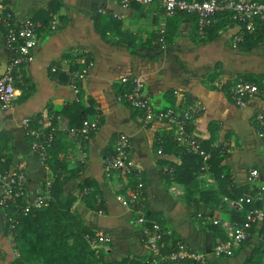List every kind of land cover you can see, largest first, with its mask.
I'll use <instances>...</instances> for the list:
<instances>
[{
	"label": "crops",
	"instance_id": "0c3cea01",
	"mask_svg": "<svg viewBox=\"0 0 264 264\" xmlns=\"http://www.w3.org/2000/svg\"><path fill=\"white\" fill-rule=\"evenodd\" d=\"M0 1L14 20H28L34 27L33 59L20 68L16 98L8 108L0 109V172H23L26 201L45 194L46 179H60L79 165L91 183L92 204L102 205V213L97 214L85 210L78 200L73 203L86 226L111 237L112 251H130V258L144 256L134 215L116 200V194L126 193L132 179L123 173L106 179L102 172V157L111 153L116 133L123 132L130 140L132 169L141 180L140 202L146 220L162 230V246L178 241L204 253L206 264L264 261V219L250 224L246 239L231 255L216 257L211 252L214 243L224 238L211 219L241 223L249 209L264 207V138L256 137L253 127V116L264 112V101L254 97L237 107L227 92L239 79L264 80L263 21L254 33L245 34L232 46L230 39L239 26L221 13L200 34L192 15L165 16L157 4L122 7L116 0ZM160 29L167 41L158 49L155 37ZM2 33L1 69L8 60ZM87 60L91 65L77 90H72L69 73ZM129 74L141 78L143 91L155 108H196L190 129L209 155L204 168L194 153L180 158L181 146L172 141L168 130L157 124L144 125L133 109L116 101L122 90L120 77ZM66 105L82 107L84 119L98 122L88 141L79 143L67 133L71 126L61 113ZM67 114L77 122L73 107ZM23 118L41 129L54 120L50 129L56 140L45 165L30 151ZM251 168L258 171L257 184L247 180ZM256 185L261 187L260 200L237 208L231 205L232 199L251 193ZM17 222L21 233L26 223L24 218ZM12 228L9 214L0 205V264H31V253L21 238L17 244L27 254L25 260L18 257Z\"/></svg>",
	"mask_w": 264,
	"mask_h": 264
},
{
	"label": "built area",
	"instance_id": "2783aa9c",
	"mask_svg": "<svg viewBox=\"0 0 264 264\" xmlns=\"http://www.w3.org/2000/svg\"><path fill=\"white\" fill-rule=\"evenodd\" d=\"M122 7L131 4L149 6L157 4L165 16H173L176 13L192 15L196 29L201 34L210 26L213 18L218 13L236 23L239 26L237 33L233 34L230 43L235 46L245 34H251L255 30V22L264 20V0H116ZM0 30H2V43L8 54V60L3 69L0 68V109H6L17 96V83L21 81L20 68L33 59L32 48L34 44V27L28 20H14L12 12L5 9L0 1ZM163 29H160L158 40L163 43ZM82 53V51H81ZM91 61L83 62L80 69L71 71L68 78V86L77 90L78 83L84 79ZM55 70L54 68L51 69ZM122 90L115 99L133 109L138 119L144 125L157 124L161 129L170 132L172 141L181 146L182 149L196 154L200 157L204 168L208 153L204 150L198 137L192 134L190 124L196 108L192 106L155 108L152 106L150 97L143 91L144 84L137 75L120 77ZM228 95L232 103L237 107H243L250 99L257 97L264 101V80L260 82H249L236 80L229 88ZM26 136L29 137L30 151L37 157L41 165L46 164L48 158V147L54 137V129L48 133L42 131L39 125L34 126L28 118L21 120ZM98 127L96 120L83 119L79 126L66 128L67 133L74 137L79 143L86 142ZM253 127L256 137L264 138V112H256L253 116ZM59 128V127H57ZM129 136L118 132L113 138L111 153L102 157L101 165L104 178H109L115 173H123L130 179L131 184L127 187L125 194H116V200L134 215V224L144 237V243L150 255L151 264H206L204 253L187 249L183 244L175 241L174 246L168 252H163V232L155 223L145 224L143 205L140 202L141 180L135 176L130 160ZM156 152L160 154V147ZM172 166L168 170L172 171ZM133 171V175L131 172ZM24 174L21 170L8 173L0 172V205L16 206L17 199L22 200V206L18 208L20 215H25L28 209L44 205L47 198L50 180L44 181L45 194L28 202L25 200L23 190ZM259 174L254 168L247 172V180L257 184ZM261 187L256 185L251 193L231 200L233 207H239L242 203L248 204L261 198ZM88 188H83L81 193L85 194ZM101 214V210L96 211ZM204 221L203 216L197 214ZM264 219V207L249 209L241 223L228 220L211 219V223L217 225L224 234V238L216 241L211 247V252L216 257L229 256L234 249L246 239L248 229L253 222ZM10 227H13L14 219L9 214ZM108 236L102 232H95L88 240L90 248L94 251L105 250ZM260 264H264L262 261Z\"/></svg>",
	"mask_w": 264,
	"mask_h": 264
},
{
	"label": "trees",
	"instance_id": "16d2710c",
	"mask_svg": "<svg viewBox=\"0 0 264 264\" xmlns=\"http://www.w3.org/2000/svg\"><path fill=\"white\" fill-rule=\"evenodd\" d=\"M180 13V12H179ZM264 22V20H262ZM262 21L255 22L256 25ZM254 30V32H255ZM164 31V30H163ZM253 32V33H254ZM160 34L157 33L155 37V47L162 48L167 41V36L163 32V43L158 38ZM133 74L126 75L132 76ZM123 77V76H121ZM77 112L78 120L73 122L71 116H68V108H72ZM62 114L68 117L70 126H79L84 119L85 110L79 106H64L61 110ZM32 123L36 122L31 120ZM54 120L47 127H43V131L48 133L51 131V126ZM54 133V131H53ZM56 136L52 138L48 147V158L52 144L55 142ZM181 156L184 154L193 153L186 151L180 147ZM48 158L46 162H48ZM173 175L176 172L177 165L174 166ZM82 167L76 165L74 169H71L66 175L61 177L51 176L50 184L48 187L47 198L44 205L36 208H29L25 215L18 214V208L22 206V200L17 199L16 206L4 207V211L8 214H15L20 216L14 219L12 233L14 239V246L20 259L25 260L23 246L19 247L17 244L18 239L21 238L24 241V245H27L28 251L31 253L28 255V263L31 264H151L150 255L148 249L144 243V237L137 231L139 243L145 249V255L141 258L128 257L131 254L130 251L119 252L112 251L113 243L110 237L108 242V248L104 250L94 251L90 248L88 240L93 237L94 229L89 228L84 223L82 217L78 214V210L73 206V203L78 200L80 206L86 208L85 210H101L102 205H93L92 194L89 192L82 194V189L89 188L90 182L82 175ZM133 175V171L131 172ZM130 177V176H129ZM13 217V216H12ZM145 220L147 216L144 214ZM24 218L26 227L19 233L17 222ZM145 224L148 225L146 220ZM175 240L170 243L164 244L161 247L163 252H168L172 246H174ZM32 252L34 255H32ZM133 255V254H132ZM31 258L29 259V257ZM13 264H16L14 262ZM162 264V263H160ZM164 264H169L168 262Z\"/></svg>",
	"mask_w": 264,
	"mask_h": 264
},
{
	"label": "water",
	"instance_id": "95a60500",
	"mask_svg": "<svg viewBox=\"0 0 264 264\" xmlns=\"http://www.w3.org/2000/svg\"><path fill=\"white\" fill-rule=\"evenodd\" d=\"M18 264H21V262H19Z\"/></svg>",
	"mask_w": 264,
	"mask_h": 264
}]
</instances>
